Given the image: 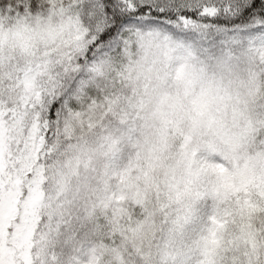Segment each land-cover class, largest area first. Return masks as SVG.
Segmentation results:
<instances>
[{"label":"snow or ice","instance_id":"1","mask_svg":"<svg viewBox=\"0 0 264 264\" xmlns=\"http://www.w3.org/2000/svg\"><path fill=\"white\" fill-rule=\"evenodd\" d=\"M217 52L264 97V0H0V264H264V131L202 154Z\"/></svg>","mask_w":264,"mask_h":264},{"label":"rangeland","instance_id":"2","mask_svg":"<svg viewBox=\"0 0 264 264\" xmlns=\"http://www.w3.org/2000/svg\"><path fill=\"white\" fill-rule=\"evenodd\" d=\"M185 55L187 53L183 51L177 53L178 62H182L181 58ZM201 62L197 57L190 59V63L199 74L194 84V92L199 93L202 87L210 85V111L215 118V125L231 129L229 138L225 142L217 136L210 135V128L205 127L202 135L204 141L202 154L206 158L222 157L224 153L233 151L232 141H235V154L228 163L231 167L243 166L249 156L261 146V141L257 139V134L262 129L258 108L263 104L261 103L263 97H252L247 94L248 72H243L247 66L242 61L238 63L235 58H232L210 66ZM241 117H245L243 123H241ZM249 120L252 122V130L246 131ZM171 143L174 142L170 141ZM176 151L178 148L173 147L165 150L164 155L170 162L176 163L174 158ZM260 166H264V162H261Z\"/></svg>","mask_w":264,"mask_h":264},{"label":"trees","instance_id":"3","mask_svg":"<svg viewBox=\"0 0 264 264\" xmlns=\"http://www.w3.org/2000/svg\"><path fill=\"white\" fill-rule=\"evenodd\" d=\"M197 58H198V60L202 61L203 64H208V66H210L216 62L222 63V61H226L227 59H232L234 57H233V54H231V53L217 52L215 54V57H213V58H210V57H204V58L197 57ZM237 62L239 63V61H237ZM237 66L239 67V64H237ZM215 69H216V67H215ZM243 72H247V69ZM261 103H263V104H262V106H260L258 108L259 112H260L258 116L261 120V126H262L261 132H262V131H264V97L261 99Z\"/></svg>","mask_w":264,"mask_h":264},{"label":"clouds","instance_id":"4","mask_svg":"<svg viewBox=\"0 0 264 264\" xmlns=\"http://www.w3.org/2000/svg\"><path fill=\"white\" fill-rule=\"evenodd\" d=\"M244 119H245V117H241V123H243ZM230 131H231V129L229 127H220V126H216V125H214L213 127H211L209 129L210 135L217 136V137L223 139L225 142H227V140L229 138V132ZM262 167H264V166H262Z\"/></svg>","mask_w":264,"mask_h":264}]
</instances>
